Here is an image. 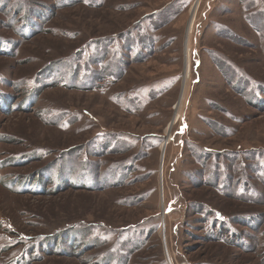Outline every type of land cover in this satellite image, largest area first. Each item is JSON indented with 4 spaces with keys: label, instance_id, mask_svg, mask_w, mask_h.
<instances>
[{
    "label": "rangeland",
    "instance_id": "obj_1",
    "mask_svg": "<svg viewBox=\"0 0 264 264\" xmlns=\"http://www.w3.org/2000/svg\"><path fill=\"white\" fill-rule=\"evenodd\" d=\"M75 1L0 0V264L22 258L21 233L54 235L41 246L63 258L36 264L124 259L156 225L130 264H264V205L188 180L190 147L228 152L251 188L231 191L264 203V0ZM37 170L41 184L22 179ZM193 203L230 215L233 246L207 241Z\"/></svg>",
    "mask_w": 264,
    "mask_h": 264
},
{
    "label": "trees",
    "instance_id": "obj_2",
    "mask_svg": "<svg viewBox=\"0 0 264 264\" xmlns=\"http://www.w3.org/2000/svg\"><path fill=\"white\" fill-rule=\"evenodd\" d=\"M66 1V0H64ZM26 1H24L23 3H18L19 6L24 5ZM72 4L76 3L75 2H71ZM77 5H84L88 8H94L97 9L98 7H101V5L96 4L95 2L92 1H81V0H77ZM88 4V5H85ZM62 8H66V6H62ZM18 13L19 10H17ZM110 41H113V39H111ZM114 42V41H113ZM113 42H109V44L106 46V50L108 51L110 50L113 45ZM133 46V45H132ZM147 49V45L145 46ZM145 47L143 48V50H136L137 46H133L132 48L130 47V53L133 54V56H135L134 61L132 62H143L145 61L143 59V52L145 51ZM99 48V47H98ZM84 54V50L80 49V57ZM124 77V76H122ZM103 78V77H102ZM122 79V78H120ZM106 80L102 79L100 80V84H103V82ZM85 89V88H83ZM91 89V88H90ZM93 89H91L90 91H92ZM191 152H193L192 159L195 160V164L198 166L197 169H195L194 173H191L190 178H188L189 181L192 180V185L193 187L200 189V188H205V189H210L211 191H213L215 193L216 196L220 197V198H226V199H234L240 202H245L246 204H249L250 206L252 205V207H255V205L257 204H263L261 202H258V199H254L253 196H248L245 194H242L241 196L237 197L236 195H234L235 193L231 191L232 189V182H236L235 185H238L236 187H239L240 184H242V189H249V184L248 182H245L244 179H242L240 176H244L243 172H239L238 170L236 171V173H238L237 175L239 176V181H234L237 178H234V175L232 174V170H233V165L231 164V160H230V154H227L228 152H213V151H208V150H201L198 148H192L190 147ZM99 154H103V153H99ZM30 155V154H29ZM101 156V155H99ZM142 153L139 154L138 157H136V161L139 163L142 160ZM11 160L13 159H9L7 160L8 162H12ZM20 160H27L28 163L36 161V162H41V157L37 156L36 154L27 156L25 155V157L21 158ZM135 162V161H134ZM12 166V165H11ZM125 168L127 169V174L131 175L136 173L134 171V167L132 165H128L125 166ZM244 169V167H241ZM38 174H43V171H39L37 170L36 172H34L33 174H25L24 176H22V179H30L31 184H41V178H36L33 180V178L35 176H37ZM147 175V174H146ZM146 175H142L141 179L143 180ZM124 185V183L121 182H117L116 184H113L114 188H122ZM234 187V185H233ZM251 189V188H250ZM148 196H145L144 199L142 197H131L132 199L129 200L130 202H127V205L131 204V205H138V203H142L144 202L145 198ZM147 199V198H146ZM264 202V201H262ZM194 204V210L193 212H195L196 214H204L203 217H205L204 219V223H206L207 225L210 224L209 226V231L207 236V241L208 242H212V243H220L222 240L225 239V236H227V243L230 246H233L234 243V236L235 234L232 233L231 234V228L227 226V221H230L228 217H230V215L226 214L225 212H221L211 206H207L206 204H199V203H193ZM186 206V205H185ZM250 210H252L250 208ZM251 217V216H250ZM252 218H248V223H245L248 227H251L250 221ZM231 222V221H230ZM241 223L244 222H237L238 225H240ZM157 228L158 225L155 226V228L152 230H150L144 241H142L140 244L135 245L134 247H132L130 253L127 254L126 258L122 259L119 255L115 254V255H111L110 253H108L107 255L104 254H99V256H93L92 257V261L94 264H130L129 259L130 256L132 257L134 254H137L139 252H141L142 250L145 249L146 247V241L148 240V238L151 235H154L157 232ZM58 231V230H57ZM17 234V233H16ZM54 235H39L37 236L35 239L33 238V236L29 237L25 235L21 234H17V240L18 242H16L17 244L12 245L11 248H16L18 249L19 247H21L22 250H26L22 253L21 257L16 264H36L38 262H42L43 260L46 259L47 256H51L53 254L56 255V257H60L63 258V255L59 254L58 251L55 252V250L53 248H50L49 250H44L42 248V246L49 240L51 239V237ZM229 236V237H228ZM40 238V239H39ZM230 239V240H229ZM232 240V241H231ZM42 245V246H41ZM103 243L101 242H97L95 239H92V247H90L89 249H87V251H91V250H98L99 246H102ZM42 248V250H41ZM240 248V247H239ZM9 250V248H4L2 249V254L6 253ZM74 259H79L81 260V258L83 259V257H81V255H77L74 257V255L71 256Z\"/></svg>",
    "mask_w": 264,
    "mask_h": 264
},
{
    "label": "bare ground",
    "instance_id": "obj_3",
    "mask_svg": "<svg viewBox=\"0 0 264 264\" xmlns=\"http://www.w3.org/2000/svg\"><path fill=\"white\" fill-rule=\"evenodd\" d=\"M198 3V2H197ZM196 7V6H195ZM196 14V11H194V14H193V16H192V20H191V22H190V25H189V27H188V32H187V43H186V49H187V51H186V55H187V66L189 67V65H190V44H191V37H192V34H194L193 33V31H194V29H195V25H196V23H195V19H194V15ZM190 70V69H189ZM189 72L190 71H188L187 72V74H186V77L188 76V75H190L189 74ZM190 76L188 77V79H187V81H189L190 79ZM186 88H187V86H186ZM185 99L186 98H184V100H182L183 101V105H182V103L179 105V106H177V109H179L180 111L182 110V108H183V106H184V101H185ZM181 101V102H182ZM179 110H178V112H179ZM178 117V116H177ZM165 210V209H164Z\"/></svg>",
    "mask_w": 264,
    "mask_h": 264
},
{
    "label": "water",
    "instance_id": "obj_4",
    "mask_svg": "<svg viewBox=\"0 0 264 264\" xmlns=\"http://www.w3.org/2000/svg\"><path fill=\"white\" fill-rule=\"evenodd\" d=\"M166 143H168V141L166 142ZM164 148H165V144H164ZM162 150H164V149H162ZM161 168H162V166H161ZM161 171V170H160ZM169 263L171 264V261L169 260Z\"/></svg>",
    "mask_w": 264,
    "mask_h": 264
}]
</instances>
